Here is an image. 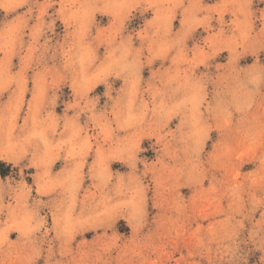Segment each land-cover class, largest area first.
I'll list each match as a JSON object with an SVG mask.
<instances>
[{
	"label": "clouds",
	"instance_id": "obj_1",
	"mask_svg": "<svg viewBox=\"0 0 264 264\" xmlns=\"http://www.w3.org/2000/svg\"><path fill=\"white\" fill-rule=\"evenodd\" d=\"M0 264H264V0H0Z\"/></svg>",
	"mask_w": 264,
	"mask_h": 264
}]
</instances>
